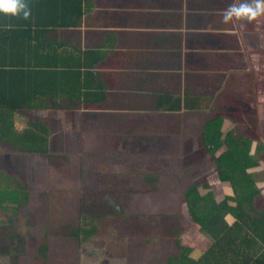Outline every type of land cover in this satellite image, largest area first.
<instances>
[{
	"label": "crops",
	"instance_id": "crops-1",
	"mask_svg": "<svg viewBox=\"0 0 264 264\" xmlns=\"http://www.w3.org/2000/svg\"><path fill=\"white\" fill-rule=\"evenodd\" d=\"M48 2L52 7L48 16L56 23L50 36L64 48H69L70 52H75L69 56V60L78 59L81 67L90 66L100 81V89L96 94L92 91L88 103L85 99H69L68 96L61 99L59 96L58 100H52L55 104L62 103L58 113H39L43 117L54 116L63 130L62 144L68 149L70 159L66 172L58 173V176L63 175V193L69 190L77 192L83 186L86 194L89 191L111 193L98 199L115 200L124 193L132 196L136 186H140L137 191L147 194L145 196L150 198L155 211L167 209L159 201L165 199L167 194H162L156 184L158 176L162 177L159 174L167 168L164 167L169 158L167 152L176 158V165L182 164L183 155L190 154L186 166L191 167V175L183 184L194 179L198 182L195 172L199 175L198 168L204 165V160L199 161L201 149L197 142L190 140L185 143L180 138L183 134H180L182 143L175 141L173 145L166 134H169L168 131L182 132L185 126H190L200 131L201 135L205 124L216 114L223 113L222 108L227 117L231 115L233 106L237 109L240 104L231 89L232 78L245 81L248 93L251 87L264 88V72H259L264 63V16L252 23H224L225 9L232 3L238 4L244 0ZM62 25L66 28H62ZM83 78L91 80L89 83L81 77L83 83H89L91 88L96 87V83H92L93 77ZM223 81L229 82L225 95L222 91ZM77 102L79 104H72ZM156 117L163 120L160 127L153 125ZM140 119V126L153 132L138 129L136 123ZM168 121L169 127L166 124ZM200 121L204 123L197 128L196 124ZM231 129L233 127L225 122L224 134ZM147 135L154 138L145 139ZM107 136L109 138L106 139ZM200 143L205 151L202 141ZM101 147L105 150L98 154L102 159L99 161L95 155L96 151H101ZM176 148L181 152L180 156L173 154ZM224 150L225 147L220 149L217 156ZM147 151L156 153L144 155ZM88 152L94 156L90 157ZM73 155H76V162L72 160ZM144 159L149 160L152 166ZM143 164L150 167L148 170L158 172V175L137 170L138 167H145ZM115 165L121 168L115 169ZM67 183L71 185L70 188ZM75 183L79 186L75 187ZM224 184L218 202L234 196L230 184L229 187L227 183ZM197 192L204 197L210 190L200 186ZM230 204L235 205V202ZM260 208L264 209V205ZM226 221L231 226L235 218L228 215ZM186 224L187 228L181 224L180 228L191 235L196 225L191 216ZM195 230H200V227ZM152 237L151 234L148 236L149 239ZM195 237L197 239L193 236L192 241L186 243L191 249V258L198 261L209 248L205 247L207 243L211 244V239L208 234ZM124 246L128 247V243ZM163 250L160 256L167 264L168 253L162 256ZM112 257H117V261L124 260L119 251ZM223 258L220 256V262L226 264Z\"/></svg>",
	"mask_w": 264,
	"mask_h": 264
},
{
	"label": "trees",
	"instance_id": "trees-1",
	"mask_svg": "<svg viewBox=\"0 0 264 264\" xmlns=\"http://www.w3.org/2000/svg\"><path fill=\"white\" fill-rule=\"evenodd\" d=\"M25 2L30 9L28 19H24L22 14L19 17L0 14V147L8 146V155L4 152L0 155V215L9 209L8 204L14 205L13 216L6 220L0 218V264H29L32 261L79 264V249L97 235L94 219L101 213L104 218H111L109 214L116 217L122 213L118 212L121 207L109 200L101 203L98 198L86 195V188L80 186L77 210L80 220L75 226H45L44 237L36 245L31 235L34 228L24 230L29 226V220H19L18 225L14 223L15 209L20 210L27 202L29 187L22 183V178L8 172L4 164L10 154L15 157L22 154L25 158H53L68 165L69 151L62 144V128L51 115L43 117L36 114L58 111L62 103L55 104L52 100H58L59 96L61 99L68 96L69 99L89 101L92 91L96 94L100 89V81L90 66L81 67L78 59L69 60L75 52H70L50 36L56 23L48 16L52 8L48 0ZM61 27L66 28L65 25ZM83 76L93 77L92 83H96V87L91 88V80ZM81 77L89 83H83ZM235 110L233 106L232 112ZM222 112L205 124L201 134L205 151L212 156L218 168V180H203L204 183L198 180L184 198L196 224L191 235L197 239L195 236L199 234H208L211 239L202 258L198 261L191 258L189 244L180 239L183 232L180 224L177 227L160 226V230L156 226L134 223L131 229L134 233L125 232L131 237L151 234L175 238L174 250L166 257L167 264H222L220 256L224 257L226 264H264V209L255 204L260 190L255 175L250 171L259 166L264 143L255 142L250 135H239L235 128L224 134L223 127L231 115L227 117L223 108ZM18 123L24 128L19 129ZM254 143L255 150L252 151ZM223 147L225 150L217 156ZM224 183L230 184L234 196L218 202ZM200 186L210 190L204 197L198 195ZM230 202H235V205ZM161 213L170 215L168 210ZM228 215L235 218L231 226L226 221ZM87 225L89 227L85 228ZM197 227L200 230H195ZM56 241L65 243L63 248L53 253ZM126 262L136 264L135 260Z\"/></svg>",
	"mask_w": 264,
	"mask_h": 264
},
{
	"label": "rangeland",
	"instance_id": "rangeland-1",
	"mask_svg": "<svg viewBox=\"0 0 264 264\" xmlns=\"http://www.w3.org/2000/svg\"><path fill=\"white\" fill-rule=\"evenodd\" d=\"M259 72H264V63L261 71ZM223 84L224 87L222 91L225 95V91L227 90L229 82L223 81ZM230 84L233 95L237 100L240 101V104L237 105L236 110L238 111L234 113L236 111L235 110L226 120V125L235 128L239 135H250V137H252L255 142L261 141L264 143V88L257 89L255 87H251L248 93L246 92L247 85L245 84V81L242 80L241 82V79L238 78H232L230 80ZM113 109L114 108H111L110 110ZM55 112L58 113V111ZM161 121L163 120H160L156 117L153 120V125H158V127H160L162 125L160 124ZM169 122L170 121L166 123L168 127ZM141 123V119L137 121L136 124L138 125V129L153 132L152 129H149L145 126H140ZM203 123L204 121H200L196 124V127L200 128ZM17 127L19 129L24 128L21 123H18ZM185 128L186 129L182 132H179V130L173 133L168 131L169 134H166L167 140H172L173 145H175V141H177L178 144L182 143L180 138H183L185 143L189 142L190 140L197 142L196 144H198V147L201 149L199 152V161L204 160V165L199 166V175L195 172L197 176L195 178H198L197 180H200L201 183H204L203 180H218L219 171L217 166H215L216 164L214 159L209 153H206L201 148L200 138L202 135H200V131L198 132L190 126H185ZM190 129L192 130L191 132ZM180 134H183V136L179 138ZM79 135L82 136L80 129ZM162 136L165 137V134H162ZM107 138H109V136H107L106 139ZM150 138H154V136H145V139ZM7 148L8 146L0 147V155H2V152L8 155ZM101 148V151H96L97 153L95 155L99 161L102 159H99L98 154L100 152L104 153L103 151L105 150L104 147ZM177 150V148L174 149L173 154L175 153L176 155L180 156L181 152ZM88 153L90 157L94 156L90 152ZM92 153L94 154V152ZM155 153V151H147L144 155H155ZM167 153L169 158L166 162V166L164 165V167L167 168H165V171L162 172V174L168 176H163L160 173L159 175L162 177L158 176V182L156 184L160 187L162 194H167L165 199H159V201L168 208H161L157 209L158 211H155L154 204L151 202L150 198L145 196L147 194L137 191L139 190L138 188H140V186H136V192L133 195L131 194L132 196H128V194L124 193V195L115 200L108 198L109 201L115 202L121 207L119 210L122 213H119V215L116 217H114L113 214H109L111 218H104V214L101 213L94 219L96 220L95 222L97 224V235L88 239L79 249V264H127L126 261L128 259L132 260L133 262L135 260L136 264H164L163 259L160 256L162 248H164L162 256H164L166 252L168 254L172 253L174 250L173 241L175 238L168 239L163 238V236H154L151 239H149L148 236L131 237V235L134 233V231L131 229L133 228L134 223L143 226H156L160 230V226L177 227L178 224H181L184 227L187 226L186 220H189L190 214H188L187 206L184 203V196L189 192V189L191 186H193V184H195L196 181V179H194L195 181L193 182L190 181L183 184L185 180L189 178L188 176L191 175V167L186 166V161L190 154L183 155L184 159L181 160L182 164L176 165V158L171 157V152ZM6 158L8 161H5L4 166H6L8 172L22 178V183L29 187L30 195L27 202L24 203V206L20 210L16 211L15 209L14 223L15 225H18L19 220L21 222L29 220V226L24 230L34 228L31 231L34 244L37 245L41 242V239L44 237L45 226H48L49 228H57L58 226H63L64 224H69V226H75L77 224L78 220H80L79 212H77V210L81 194H78V191L74 192L71 190H69V192L63 193V190H65V188H63V175L58 176V173L66 172L67 168L65 163H60L57 161V159H48L41 156L25 158L22 154H19L18 157L10 154ZM72 160L73 162L77 161L76 155H73ZM144 161H146L148 165L152 166L149 160L144 159ZM89 164H91L90 160ZM148 165H145V167H138L137 170H140V172L144 174H151L154 172V174L158 175V172H155L154 170H148L150 168ZM115 167V169L121 168L119 165H115ZM250 171L255 175V180L257 182L256 185L260 190V193L255 197V204L256 206H262L264 205V154L260 159L259 166ZM92 175H94V173ZM67 186L68 188L71 187L69 183H67ZM77 186L79 185L75 183V187ZM227 186L229 187V184H227ZM108 194L111 193L90 191V193L86 195L98 198ZM99 200L101 203L108 201L104 199ZM8 208V210L2 212L0 215L2 220H6L9 216L14 215V205L8 204ZM167 210L169 211L170 215H162L161 212H166ZM185 217L187 219H185ZM111 220L113 221L111 222ZM87 227L89 226H85V228ZM126 230H129L131 235L126 234ZM176 238H179V236ZM192 238L193 236L190 235L189 232H182L181 239L183 242L190 243ZM64 243L65 242L63 241H56L52 252H57L60 247L63 248ZM127 243L128 247H125L124 245ZM68 245L70 246L71 243H68ZM207 245L205 248H207ZM117 251L121 252V256L124 257V260L117 261V257H112ZM118 256L120 257V254ZM29 264H43V262L32 261L29 262Z\"/></svg>",
	"mask_w": 264,
	"mask_h": 264
},
{
	"label": "clouds",
	"instance_id": "clouds-1",
	"mask_svg": "<svg viewBox=\"0 0 264 264\" xmlns=\"http://www.w3.org/2000/svg\"><path fill=\"white\" fill-rule=\"evenodd\" d=\"M0 14L11 17H19L22 14L24 19H28L30 9L25 0H0ZM261 16H264V0H244L242 3H232L225 9L223 22L252 23Z\"/></svg>",
	"mask_w": 264,
	"mask_h": 264
}]
</instances>
